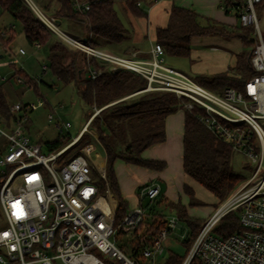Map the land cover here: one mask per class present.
<instances>
[{"label": "built area", "instance_id": "1", "mask_svg": "<svg viewBox=\"0 0 264 264\" xmlns=\"http://www.w3.org/2000/svg\"><path fill=\"white\" fill-rule=\"evenodd\" d=\"M25 1L50 31L88 60L94 57L112 71L127 70L143 76L147 81L144 91L166 90L186 97L185 108L189 110L201 107L203 124L234 152L248 158L250 175H245L209 215L181 264H264V34L257 9L263 0H240L232 8L241 25L254 27L256 43L250 57L252 75L244 88L228 86L223 92L211 90L167 65L159 42L147 58L96 47L89 42L91 35L86 42L70 36L33 0ZM95 1L76 0L75 7L86 11ZM34 44L41 47L39 42ZM87 71L96 78L102 69L88 63ZM17 80L23 82L20 76ZM44 104L41 97L36 102L11 104L15 118L10 125L0 117V139L5 141L0 147V209L5 218V225L0 227V264H107L102 255L110 264L155 261L165 250L166 238L182 226L178 215L166 219V226L144 244L141 256L121 247L118 232L130 240L140 237L137 230L147 215L142 201L157 198L161 184L143 186L140 202L116 222L117 200L107 183L104 162L98 160L102 156L95 154L97 146L87 143L81 152L68 158L63 155L80 140L89 123L56 152L44 153L42 144L31 139L24 123L30 112ZM53 117L49 114V119ZM63 126L68 128L71 123ZM100 179L106 181L105 190ZM236 210L240 228L224 238L216 235L213 229L220 219ZM187 235L185 229L180 237Z\"/></svg>", "mask_w": 264, "mask_h": 264}, {"label": "trees", "instance_id": "2", "mask_svg": "<svg viewBox=\"0 0 264 264\" xmlns=\"http://www.w3.org/2000/svg\"><path fill=\"white\" fill-rule=\"evenodd\" d=\"M56 8L53 17L65 18L81 22L85 29V37L93 46L108 48L113 51L117 45L124 43L130 35V28L124 23L116 9L121 4L125 10L137 16H146V7L155 0H97L91 3V8L80 11L75 7L76 0H55ZM240 0H224L226 12ZM143 4V5H141ZM264 0L258 5L260 9ZM0 12H8L22 23L27 40L34 44L51 43L50 67L64 83H73L81 99L90 107H103L97 115H91L90 124L98 131L99 141L106 156V176L114 197L117 200L116 222H119L129 209V202L124 198L115 171V162L122 160L126 163L145 166L155 170L166 167L164 160L146 159L143 151L149 146L166 140V117L178 109H184V137H183V168L187 175L194 178L208 190L213 192L222 202L227 199L232 190L245 178L243 173L237 172L232 167L234 151L222 138L210 131L200 120L201 107L195 106L189 110L185 108L186 97H178L176 93L166 90L144 91L146 79L134 72L127 70L112 71L94 57L89 60L80 50L71 61L65 62L64 55L67 48L61 39H52L54 33L42 22L25 0H0ZM237 14V13H236ZM8 45L14 38L13 25L5 29L4 36ZM254 27L241 24L231 26L211 17L202 16L194 9L174 5L170 10L166 26L157 28V39L164 47L165 53L180 57H191V40L194 36L218 34L225 37L239 38L247 48L239 54L236 66L229 72L218 73L212 76L198 75L195 79L202 85L216 92H223L227 86L243 89L246 80L252 75L250 57L255 45ZM0 34V38L3 35ZM57 36V35H56ZM115 49V50H114ZM119 50V49H118ZM130 54L128 48L122 52ZM88 63L102 72L92 78L79 73L80 69L88 68ZM23 82L37 86L35 79L22 75L21 70H16ZM143 94L132 102L127 101V95L136 92ZM8 100L2 85H0V117L12 124L15 115L10 110ZM72 137L58 138L46 143L50 152H56L67 145ZM101 189L105 190L106 181L101 180ZM191 199V204H198L194 189L187 183L183 186ZM159 202L165 207L175 208L180 221L188 225V235L183 239L186 254L180 255L174 251L164 264H181L190 250L204 221L188 214L187 207H181L161 194ZM153 209V207H152ZM166 226L164 215L148 211L137 232L140 237L122 239V231L118 232L121 247L133 256H141L145 243L160 229ZM186 228V226H183ZM240 228L239 211H231L224 215L213 229L220 237H227Z\"/></svg>", "mask_w": 264, "mask_h": 264}, {"label": "rangeland", "instance_id": "3", "mask_svg": "<svg viewBox=\"0 0 264 264\" xmlns=\"http://www.w3.org/2000/svg\"><path fill=\"white\" fill-rule=\"evenodd\" d=\"M33 1L43 12H45L48 16L53 17V11L56 8L55 0ZM116 9L118 10L122 20L128 23V15L130 16V14H128V12H124V10H122V5L119 3L116 5ZM258 16L260 19V26L264 34V5L258 9ZM53 18L57 20V18ZM59 20L60 22H58V24L61 29L70 34V36L74 38L85 37L86 32L81 22L67 20L65 18H59ZM11 25H13L15 35L12 41L8 45H5V41L9 38L10 34L9 31L6 36L2 33H4L5 29L10 28ZM0 34L3 35V38H0V81L4 78L11 79L12 81V86L7 93L9 102L11 104L17 102L26 104L29 102H36L39 97L45 101L43 106L29 113V120L24 123L31 139L34 142L41 143L43 152L48 154L50 151L46 145L47 142L57 139L59 134L64 137H74L86 123H89L87 125V130L82 135L80 140L63 155L65 158H68L81 152L82 148L87 143H93L97 146L95 151L96 156H102L98 160L104 162L106 167V156L99 141L98 131L93 124H90L92 116L99 114L104 106L94 108L90 107L81 99L73 83L66 84L54 75L50 67L51 43L42 44L39 48L36 47L35 44H31L25 36L22 23L15 20L8 12H0ZM58 38L59 37L55 34L52 36V39ZM63 43L67 48V52L64 55V61L69 62L71 61V58L75 56L78 49L68 42L63 41ZM124 45H126L125 42L117 45L120 51H117L118 49H116V51L122 53V47H124ZM109 48L110 50L113 49L112 47ZM20 49H24L25 52H21ZM164 58L165 63L169 66L174 68H176V66L177 68H182L181 66H183V64L176 65L174 60L177 61L178 57H174V55L165 53ZM182 60L185 64L187 61L190 62V58H184ZM43 65L48 66L47 70L43 69ZM85 69L88 70V68ZM16 70H21L22 75L35 79L37 81V86H31L27 82H19L17 80L18 75H16ZM142 94L143 92L141 93L138 91L127 95L125 98H127V101L132 102L137 100ZM51 113H53L54 117L49 119V114ZM67 121L71 123V126L68 128L63 126V124ZM58 123L61 124L62 127L58 126ZM4 143V139L1 138L0 147H2ZM138 167L143 169V174L139 173ZM232 167L235 171L243 173L246 176L251 173L248 158L237 152H234L233 154ZM150 170L155 169L140 165L135 168V165L128 164L122 160L115 162V171L120 184L126 190L125 192L131 191V193L129 192L127 194L130 198L129 200L131 204H134L135 202L134 193H136L135 196H138V193L135 192L137 187H134L135 181L141 182V186L150 184L151 180L147 177V175L142 178V176L144 174H148ZM180 178H182V180H179L181 183H179V186H175V195H172V199L169 198V200L174 203H179L181 207H187L188 214L192 217L204 221L215 210V208L224 202H222L213 192L208 190L191 176L184 174V176ZM184 181L194 189L195 200L198 204H191L190 196L184 192V189L183 191L181 190ZM160 182L165 186V180L160 179ZM159 199L160 197H157L154 200L145 198L143 199L142 204L146 208L147 212L154 211L155 213L162 214L165 219L173 215H178L175 208L165 207L166 205L164 203L161 204ZM4 225L5 218L0 209V227ZM182 226H186V228H183ZM182 226L177 227L166 238L164 242L165 250L162 254L156 257L155 261L152 262V260L143 259L142 263L164 264L170 251H174L180 255H185L186 247L183 244V239H181L180 234H182L185 229L188 231L189 227L185 222L182 223ZM122 239H127V237ZM97 253L100 254L99 252ZM102 258L107 264H110L109 260L104 255H102Z\"/></svg>", "mask_w": 264, "mask_h": 264}, {"label": "crops", "instance_id": "4", "mask_svg": "<svg viewBox=\"0 0 264 264\" xmlns=\"http://www.w3.org/2000/svg\"><path fill=\"white\" fill-rule=\"evenodd\" d=\"M174 5L192 8L202 16L211 17L231 26L240 24L235 10L229 7V12H226L224 0H155L152 4L145 6L147 11L146 16L134 15L122 6V10L130 14V16L128 15V23H124H127L126 25L131 30L129 38L125 41L126 45L122 47V52L125 48H128L131 50V53H137L138 57H149L153 45L158 42L157 28L167 25L170 10ZM78 38L80 40L84 39L83 37ZM246 50L247 48L243 42L237 37H225L218 34L194 36L191 40L190 62L183 63L182 59L187 57L183 58L180 56H174L178 57L177 61L174 60V62L176 65L183 64L182 68H177V66L176 68L193 78L198 75L212 76L224 72L233 74L231 70L236 66L239 54H242ZM117 51H120V49ZM117 51L113 52L119 53ZM80 70H82V75L86 73L88 75L87 69L83 68ZM0 85H2L7 94L12 86V81L11 79L4 78L0 81ZM184 113V109H178L176 112L168 115L165 121L166 140L149 146L142 153L146 159L164 160L166 162L167 165L163 170H150L142 178L147 175L151 180L150 184L154 182L160 183L162 193L168 198L175 195V186H179V183H181L179 180H182L180 177L186 174L183 168ZM136 166L139 165H135V168ZM138 170L140 174L144 173L143 169L139 168ZM160 179L165 180V186L160 182ZM140 183L139 181H135L134 187L137 186L135 192L138 193V196H135L136 193H134L135 202L131 204L130 198L127 195L131 191L125 192L126 190L119 181L121 192L129 202V208L136 206L140 202L139 192L145 186H141ZM185 183L184 181L183 185Z\"/></svg>", "mask_w": 264, "mask_h": 264}, {"label": "water", "instance_id": "5", "mask_svg": "<svg viewBox=\"0 0 264 264\" xmlns=\"http://www.w3.org/2000/svg\"><path fill=\"white\" fill-rule=\"evenodd\" d=\"M57 22H60V20H59V19H57ZM86 40H87V39H86V38H84V39H83V42H86ZM79 73H80V75H81V74H82V70H79Z\"/></svg>", "mask_w": 264, "mask_h": 264}]
</instances>
